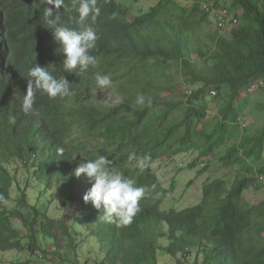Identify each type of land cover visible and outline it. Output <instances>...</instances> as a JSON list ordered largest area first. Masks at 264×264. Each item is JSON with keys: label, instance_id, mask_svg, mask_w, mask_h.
<instances>
[{"label": "trees", "instance_id": "1", "mask_svg": "<svg viewBox=\"0 0 264 264\" xmlns=\"http://www.w3.org/2000/svg\"><path fill=\"white\" fill-rule=\"evenodd\" d=\"M97 6L99 17L85 23L96 30L91 54L99 63L84 73H68L46 29L44 9L52 6L46 0H0V193L8 200L0 203V251L22 252L26 243L41 259L63 236L76 253L85 239L77 243L65 220L48 213L47 197L57 191L61 209L76 210L87 221L85 228L75 225L82 229H76L77 238L99 243L93 264H152L164 238L170 244L161 250L186 263L193 258V264H264V201L253 205L244 197L259 182L256 176H264V124L245 125L261 107L243 96L264 85V0H231L232 8L242 10V23L230 37L208 31L200 3L183 7L160 0L135 17L117 0H98ZM77 7L78 2L65 0L64 8H52L53 18L59 13L63 22L78 27L72 19ZM35 63L49 67L57 79L64 76L74 94L51 99L37 93L34 111L25 114L22 99ZM97 73L111 74L114 99L96 93ZM184 84L192 90L184 91ZM138 93L151 98V105L136 104ZM210 95L217 113L206 124ZM227 142L233 145L221 161L239 170L234 184L212 180L198 204L162 211L169 190L150 163L192 149L213 154ZM131 153L151 160L141 167L128 159ZM100 155L147 189L129 225L101 222L100 212L83 200L91 184L74 170ZM16 163L26 171L20 180L12 172ZM13 188L16 201L8 209ZM78 255L75 264H90Z\"/></svg>", "mask_w": 264, "mask_h": 264}, {"label": "rangeland", "instance_id": "2", "mask_svg": "<svg viewBox=\"0 0 264 264\" xmlns=\"http://www.w3.org/2000/svg\"><path fill=\"white\" fill-rule=\"evenodd\" d=\"M160 0H117V2L128 11L129 16L135 17L143 13L148 12L151 7L156 5ZM179 3L183 7H190L194 3L206 4L211 8V12L208 14V21L206 26L208 31L215 35L216 37L229 36V32L225 31L220 33L218 30V12L224 8L230 9L239 20V25L242 23L240 20L242 15V10L234 9L231 6V0H173ZM189 88L184 84L183 90L187 91ZM192 90V89H191ZM194 90V89H193ZM180 92V91H179ZM96 93L100 94L105 98V100L114 99L113 92L108 86H100L96 89ZM249 95L256 105L261 107L260 113L256 116H250L246 119L245 125H253L256 123L257 126L264 124V85L257 87L248 93H244L243 96ZM207 113L208 117L203 120L204 123L210 124L213 120V116L217 113V100L214 96H208L206 99ZM197 106V105H196ZM199 107V106H197ZM233 143L227 142L223 147L214 151L213 154H208L206 151H200L197 149L186 150L184 153L179 155H172L171 157L164 158L160 161L150 163L152 171L157 174L160 179V183L164 189L169 190V194L163 202L161 207L162 211H169L170 209L183 210L184 208L194 206L198 204L202 199V188L208 182L223 178L225 179L229 187H231L239 176V170L236 167L224 166L221 159L225 155L227 149L231 147ZM264 158V154H263ZM202 164H205V168H202ZM192 166H195L193 169ZM203 171H205L203 173ZM14 174L17 172V178L20 180L26 176V171L22 168L19 163L13 167ZM39 188V187H38ZM38 192L37 188H34ZM31 197L33 193L30 191ZM11 201L7 205L10 209L14 207L16 201V193L13 188L11 192ZM244 197L250 204L257 205L264 201V181L255 182L252 187L244 193ZM47 198L50 199L51 203L49 205L48 213L49 215L55 217L56 219H64L67 226L70 229L71 234L76 238L77 243L83 241L82 244L78 245L77 251L75 253L68 245V241L63 236L60 237V244L58 248L46 247V253L40 254L43 258L39 259L37 255L31 253L27 249L26 243L25 249L22 252L19 251H0V264H75V256L81 260L85 261L88 259L90 264H93L95 260L92 255H96L99 251V243L96 240L79 237L77 238L76 231L82 230L77 229L75 225H81L85 228L87 221L81 219L80 214L75 215V211L71 213L66 212L61 209L60 201L57 200V191H54ZM32 203L35 200L31 199ZM16 226L20 224L19 221H15ZM77 229V230H76ZM91 227L85 230L86 232L91 231ZM163 232L168 234V231L163 227ZM40 243H42L41 237L39 236ZM26 242V241H24ZM159 251L156 257V261L152 264H179L178 261H182L184 264H193V258L190 262L186 263L180 256L171 257L167 256L165 252L161 249L167 247L170 242L167 238L159 240ZM45 248V246H43ZM49 253V254H48ZM100 256H98V259Z\"/></svg>", "mask_w": 264, "mask_h": 264}, {"label": "clouds", "instance_id": "3", "mask_svg": "<svg viewBox=\"0 0 264 264\" xmlns=\"http://www.w3.org/2000/svg\"><path fill=\"white\" fill-rule=\"evenodd\" d=\"M75 2H78L76 8L78 17L72 19L78 27H71L63 22L59 13L53 18L52 8L57 10L64 8L65 0H46V3L52 7L44 9V16L46 29L51 30L54 42L59 46L58 51L63 56V69L68 73H74L77 69L80 73H84L99 63L98 57L91 54L96 49L98 40L96 30L85 21L89 17L95 21L101 13V8L97 6L98 0H74ZM28 77L27 90L21 105L25 114L34 111L37 93L46 94L51 99H63L74 94L67 79L64 76L57 79L49 67L45 68L35 63L29 69ZM96 80L100 86L113 85L111 74L97 73ZM120 102H123L122 97ZM145 103L151 105V98L138 93L136 104L145 105ZM9 121L15 123V117L10 115ZM59 151L63 152V149ZM128 159L137 160L143 167L151 157L149 155L137 157L135 153H131ZM74 175L77 178L84 176L91 184L83 200L85 203L91 202L100 212L98 218L101 222L115 221L120 225H129L140 211V201L145 197L146 187L136 186L133 179L110 167V161L106 156L100 155L95 159L82 160L75 168ZM0 203H8L3 193H0Z\"/></svg>", "mask_w": 264, "mask_h": 264}, {"label": "built area", "instance_id": "4", "mask_svg": "<svg viewBox=\"0 0 264 264\" xmlns=\"http://www.w3.org/2000/svg\"><path fill=\"white\" fill-rule=\"evenodd\" d=\"M202 9L203 11H205V13L211 12V8L209 5L203 4ZM218 17L219 19L217 22V26H218V30L220 31V33H223L225 31L230 32L232 29L236 28L239 24L238 18L233 12L230 11V9L224 8L220 10L218 12ZM187 94L188 96H190L191 92L188 91ZM212 95H215V93L212 92ZM201 166L203 168L206 167L205 164H202ZM256 178L259 180V182L264 181V176L257 175Z\"/></svg>", "mask_w": 264, "mask_h": 264}, {"label": "bare ground", "instance_id": "5", "mask_svg": "<svg viewBox=\"0 0 264 264\" xmlns=\"http://www.w3.org/2000/svg\"><path fill=\"white\" fill-rule=\"evenodd\" d=\"M2 43V42H1Z\"/></svg>", "mask_w": 264, "mask_h": 264}]
</instances>
